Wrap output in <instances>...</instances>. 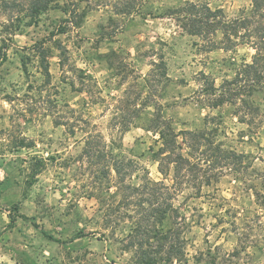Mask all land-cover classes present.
Instances as JSON below:
<instances>
[{
  "label": "rangeland",
  "instance_id": "rangeland-1",
  "mask_svg": "<svg viewBox=\"0 0 264 264\" xmlns=\"http://www.w3.org/2000/svg\"><path fill=\"white\" fill-rule=\"evenodd\" d=\"M52 1L20 22L0 8V264H142L127 236L144 212L125 187L172 186L152 159L159 107L176 133L209 132L237 159L201 162L183 150L203 171L161 194L162 211L171 208L155 226L178 231L182 254L156 264H264V93L250 99L253 115L240 100L211 108L208 89L220 90L253 51H210L183 19L189 3L231 19L251 0ZM84 133L98 137L100 159L84 156ZM113 159L124 162L118 176ZM77 233L85 237L72 241Z\"/></svg>",
  "mask_w": 264,
  "mask_h": 264
},
{
  "label": "trees",
  "instance_id": "trees-1",
  "mask_svg": "<svg viewBox=\"0 0 264 264\" xmlns=\"http://www.w3.org/2000/svg\"><path fill=\"white\" fill-rule=\"evenodd\" d=\"M52 2V0H2L0 8L11 20H19L18 22H20L22 18H28L30 15L33 18H38L50 8ZM179 13H182V11ZM15 14L16 16L14 17ZM177 18L180 21V17L178 16ZM183 19L187 22V30L190 35L202 38V40L207 39L206 45L210 51L219 49L228 52L240 46L249 47L253 51L250 62L237 66L234 77L224 80L220 90L214 88V82L209 83L208 89L211 90L210 94L215 96L210 101L209 106L216 109L227 104L234 105L236 100H240L244 107L251 109V114H257L259 107L255 106L254 101L250 99L256 94L264 93V0H251L249 8L242 9L239 12V16L231 19L225 16L222 9L211 10L207 5L200 6L189 3L185 6ZM62 33V30H58L57 34ZM217 35H219V39L215 41L213 38H216ZM42 62L46 64V61ZM44 70L46 77H48L46 65ZM202 79L205 84L208 83L207 76L202 75ZM217 92L218 95H216ZM64 106L68 108L67 105ZM69 112L74 113L73 110ZM72 124L69 127L72 130L71 134L74 136L73 130L75 125ZM55 125L65 126L66 123H55ZM149 130L155 133L161 142V147L152 154V159L158 163L161 175L173 174V183L170 188L174 192L181 190L182 185L187 182L192 172L200 174L203 171L201 165L196 163L191 155L183 153L184 149H193L195 152H200L198 161L201 162L208 159L214 162L237 159L232 151H220L219 145L213 147L212 134L209 132L193 133L184 131L176 133L171 123L163 118L160 107L150 120ZM77 132L83 133L81 129H78ZM84 135L83 141H85L87 146L83 152L84 156L86 158L89 157V159H92V157L100 159L99 153L95 155L96 150L93 151L91 147L92 143H96L98 137L91 136L88 133H84ZM179 137H181V144L178 142ZM17 147L25 148L23 142L18 143ZM208 151L212 153L210 156H206ZM113 160L112 170L118 176L119 169L122 168L124 162L117 159ZM43 167L44 163L42 161H37V165H34L32 181L28 183L30 186L41 173ZM197 181L201 183V177ZM205 182L204 186H208L209 180ZM125 188L129 190L128 195L125 197L140 196L133 203V206L137 209H143L144 212L141 220L135 222L130 230V234L127 236V247L134 249L137 258L142 264H156L159 261L170 262L174 258H178L182 254L178 231L170 229L164 232L155 226V223L162 222V218L170 210L168 207L171 208L170 205H167V209L162 211L166 202L161 198V194L168 193L167 191L170 188L162 183L152 184L148 181L142 188H131L130 186ZM143 195H146L145 198L147 199H142ZM160 198L163 202L158 201ZM157 213L161 217L154 219L153 216ZM10 222L13 225L15 218H10ZM83 237H85L83 233H77L71 240ZM49 240L51 239L49 238ZM173 240L175 242H172ZM54 242L58 243V241Z\"/></svg>",
  "mask_w": 264,
  "mask_h": 264
}]
</instances>
